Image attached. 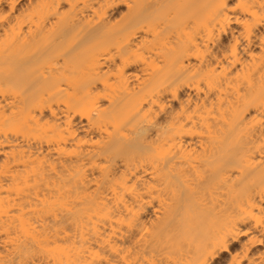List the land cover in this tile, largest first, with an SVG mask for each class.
Returning <instances> with one entry per match:
<instances>
[{"label":"bare ground","instance_id":"6f19581e","mask_svg":"<svg viewBox=\"0 0 264 264\" xmlns=\"http://www.w3.org/2000/svg\"><path fill=\"white\" fill-rule=\"evenodd\" d=\"M0 264H264V0H0Z\"/></svg>","mask_w":264,"mask_h":264}]
</instances>
